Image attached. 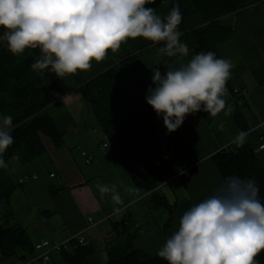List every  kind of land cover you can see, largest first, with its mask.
<instances>
[{"label":"crops","instance_id":"0c3cea01","mask_svg":"<svg viewBox=\"0 0 264 264\" xmlns=\"http://www.w3.org/2000/svg\"><path fill=\"white\" fill-rule=\"evenodd\" d=\"M263 6L264 0L228 16L233 35L218 46L222 58L232 64L230 72L236 89L244 95L250 131L244 133L241 130L224 96L225 109L217 115L204 111L190 113L175 132L168 133L164 127L165 136L171 142L165 148L162 145L163 149L174 163L173 171L182 168L183 172L177 183H166L171 171L154 192L142 194L119 156L109 150L110 146L102 149L103 140L99 142L98 156L93 155L94 161L88 164L82 154L84 149H81L85 144V129L79 125L84 123L67 121L62 147H56L50 137L42 135L46 152L38 157L40 160L35 158L20 164L17 159H12L14 180L19 188L10 201L0 202V225L24 227L35 243L41 239L65 241L83 233L88 245L95 249L93 258L106 263L108 249L119 236L114 224L130 217L139 230L133 241L134 249L159 257L158 251L178 231L183 214L213 195L224 183L212 158L214 153L228 147L244 133L243 141L255 151L264 168V150H258L260 135L264 133ZM195 55L192 50L187 56L175 58L159 53V63L165 73L170 67L186 65ZM93 133L100 132L94 130ZM179 161L183 163L178 165ZM53 173L55 177L51 176ZM25 174L38 178L20 183ZM113 184L121 198L120 203L112 200V193L102 196L97 187ZM154 194L164 197L173 206L172 214L166 208L152 207ZM117 208L119 212L114 211ZM90 218H93L92 223ZM33 252L18 248L13 258L0 264H25Z\"/></svg>","mask_w":264,"mask_h":264},{"label":"trees","instance_id":"16d2710c","mask_svg":"<svg viewBox=\"0 0 264 264\" xmlns=\"http://www.w3.org/2000/svg\"><path fill=\"white\" fill-rule=\"evenodd\" d=\"M262 0H149L145 7L154 9L156 15L166 17L174 4H179L182 22L179 30L185 31L180 40L189 50L214 52L216 58L223 59L218 46L233 35V26L227 17L235 12ZM6 30L0 28V37ZM141 38H139V41ZM129 39L122 43L116 52L108 51L105 62L107 68L94 77L82 79L72 74L77 84H83V96L97 118L110 144L115 148L129 177L139 192H154L165 176L173 171L170 160L158 139L164 131L163 119L158 117L145 97L151 86L145 76L146 63L142 54L147 42L139 43ZM154 43V42H153ZM163 47L164 42H158ZM0 43V113L13 118L11 135L14 143L3 153L7 167L0 166V202L10 201L19 188L14 180L12 159L27 164L42 156L46 147L42 135L50 137L56 147L65 143L66 129L59 125L53 115L45 110L50 104H59L71 91L64 77H58L49 70H33L31 65L41 56L39 48L25 49L14 55ZM179 56H172L175 58ZM126 71L133 79L144 97L137 102L123 81L119 69ZM224 97L232 108L235 120L241 130L250 131L251 125L246 114L244 95L234 84L230 72ZM224 181L235 176L243 180L254 179L259 188L258 198L264 204V168L255 151L246 142H232L228 147L212 156ZM153 208H166L170 214L173 206L158 194L151 198ZM119 234L108 249V261L95 260V249L89 245L75 246L58 252L64 264H168L161 257H152L135 250L133 241L138 228L130 217L114 224ZM36 243L22 226L0 225V263L13 258L18 248L33 252ZM54 259V258H52ZM264 264V250L255 258Z\"/></svg>","mask_w":264,"mask_h":264},{"label":"clouds","instance_id":"9594fccd","mask_svg":"<svg viewBox=\"0 0 264 264\" xmlns=\"http://www.w3.org/2000/svg\"><path fill=\"white\" fill-rule=\"evenodd\" d=\"M149 0H0V28L8 50L22 54L39 48L33 70H49L58 77L88 71L92 61H103L129 39L164 42L157 51L169 57L187 56L179 4L166 17L145 7ZM232 64L214 52H200L186 65L161 73L152 67V84L145 97L168 133L175 132L190 113L215 116L225 109V85ZM203 106V107H202ZM227 114V113H225ZM0 153L14 143L13 118L3 117ZM244 133L237 137L243 142ZM0 166L7 167L3 159ZM101 195L112 193L121 202L116 185H97ZM254 179L231 176L209 198L181 217L180 227L157 255L168 264H259L264 250V204ZM119 212L120 209H115Z\"/></svg>","mask_w":264,"mask_h":264},{"label":"rangeland","instance_id":"374dc122","mask_svg":"<svg viewBox=\"0 0 264 264\" xmlns=\"http://www.w3.org/2000/svg\"><path fill=\"white\" fill-rule=\"evenodd\" d=\"M263 9H264V6H263ZM184 32L185 31L183 30L182 33ZM2 36H4V34ZM2 36L0 37V39L2 38ZM3 40L4 41L2 42L0 41V43L2 44L3 48L7 49V50L6 49L4 50H6L5 52L8 53L9 50H8L6 37ZM136 40L139 41V38H136ZM142 42H145V43L147 42V45L145 46L143 51H139V53L142 54L141 58L146 63V66H148L147 68H145V76H147L149 83L153 85L152 79H151L152 74H153L151 70L152 67H158L161 73L163 74V71H162L163 68L161 67L159 63V59H160L159 52L157 51V49L159 48L157 46L158 42L153 43L152 41H148V40L141 38L139 43L141 44ZM191 50L194 51L196 54H199V52L193 49ZM106 69H109V68H107L105 59L99 63L93 60L92 67L88 71H84V72L77 71L75 73V76L76 77L80 76L82 79H87V78L94 77L95 75L99 73L104 72ZM119 71H120V75L123 81L126 83L127 87L130 89L135 100L137 102H140V100L142 99V97H144V95L142 93V90L138 86V84L133 79H131L127 75L126 71H124L122 68H120ZM64 79L66 80L68 86L71 89L70 93L66 95V97L64 96L65 99L64 97L61 99V101L63 100L62 102H59V104H54V105L50 104L49 106L45 108V110L55 117V119L57 120L60 126L66 127L67 121H74L75 124L76 123L80 124L81 122L84 123L83 125H79L82 130L85 129V133L83 135L85 139V144L84 143L82 144L81 149L83 148L84 149L83 151H85L88 155H96L97 157L99 154L98 150H100L99 142H101L102 140L108 142L109 144L110 142L107 141L106 135L104 134L100 126V123L98 122L97 118L93 114L91 108L88 107V104L81 90V87L83 84L81 83L77 84V81L73 75H65ZM153 86L155 87V85ZM3 126H4L3 119L0 113V127H3ZM94 130L95 131L97 130L100 133L95 135L93 133ZM165 134H166V129H164V131L158 135V139L160 140L164 148L166 147L165 145L169 143V141L171 142V139L165 136ZM109 150L111 152L116 153L115 148L113 147L112 144H110ZM78 151L80 152V150ZM40 159L41 158H38V157L36 158V160H40ZM52 258L54 259H51L49 264H56L55 259L57 260L58 264H64L62 260L60 259L58 252H55Z\"/></svg>","mask_w":264,"mask_h":264},{"label":"built area","instance_id":"2783aa9c","mask_svg":"<svg viewBox=\"0 0 264 264\" xmlns=\"http://www.w3.org/2000/svg\"><path fill=\"white\" fill-rule=\"evenodd\" d=\"M5 35L2 36L0 39L1 42L4 41ZM195 118H198L197 114H194ZM107 138V137H106ZM109 143L103 141L102 149L109 147ZM258 150H264V133L260 135ZM83 156L86 158L88 164H91L94 160L93 155H88L85 151L82 152ZM183 162L179 161L178 165H181ZM183 172L182 168H179L170 173L169 178L167 180L168 184H175L179 181V177ZM52 177H55L56 174H51ZM37 179V175H30L25 174L19 180L20 183H26L29 179ZM158 188V187H157ZM156 188V189H157ZM152 193V192H149ZM89 221L92 223L93 218H90ZM87 246L88 242L86 236L83 233L77 234L76 236L65 240V241H58V240H50V239H41L39 240L33 252V255L25 262V264H46L51 261L52 256L55 252H62L63 250L72 249L75 246ZM1 258V254H0Z\"/></svg>","mask_w":264,"mask_h":264},{"label":"bare ground","instance_id":"6f19581e","mask_svg":"<svg viewBox=\"0 0 264 264\" xmlns=\"http://www.w3.org/2000/svg\"><path fill=\"white\" fill-rule=\"evenodd\" d=\"M0 41H1V40H0ZM104 134H105V133H104ZM104 134H103V135H104ZM103 139H104V138H103ZM106 139H107V138H106ZM103 141H104V140H103ZM107 141H108V139H107ZM109 145H110V144H109ZM93 161H94V160H93ZM166 181H167V180H166ZM166 183H167V182H166ZM50 240H51V239H50Z\"/></svg>","mask_w":264,"mask_h":264}]
</instances>
